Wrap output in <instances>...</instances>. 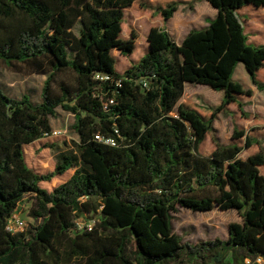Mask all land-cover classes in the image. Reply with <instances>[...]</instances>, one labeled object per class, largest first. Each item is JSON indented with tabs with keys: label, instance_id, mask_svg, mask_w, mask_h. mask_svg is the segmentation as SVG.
<instances>
[{
	"label": "trees",
	"instance_id": "obj_1",
	"mask_svg": "<svg viewBox=\"0 0 264 264\" xmlns=\"http://www.w3.org/2000/svg\"><path fill=\"white\" fill-rule=\"evenodd\" d=\"M200 1L216 8V16L178 44L166 22L180 6ZM129 10L157 18L140 56L122 71L115 51L131 56L140 37L134 26L129 38L122 36ZM262 10L264 0H0V62L47 75L40 102L10 97L0 87V264L264 258V149L241 157L262 145L261 128L246 134L234 126L228 144L214 134L218 114L230 106L247 116L242 101L253 91L233 79L239 63L264 90V30L248 26L249 14ZM66 72L73 81L59 82L56 91L54 78ZM187 83L224 91L222 103L179 104ZM58 108L75 115L79 140L59 154L53 170L40 173L27 154L58 146L62 136L51 125ZM208 138L213 149L202 154ZM70 170L66 181L43 188ZM29 195L36 224L9 232L7 219ZM180 208L235 210L243 221L229 224L225 240L187 243L172 225ZM88 220L95 222L91 230L77 224Z\"/></svg>",
	"mask_w": 264,
	"mask_h": 264
},
{
	"label": "rangeland",
	"instance_id": "obj_2",
	"mask_svg": "<svg viewBox=\"0 0 264 264\" xmlns=\"http://www.w3.org/2000/svg\"><path fill=\"white\" fill-rule=\"evenodd\" d=\"M204 10L205 9L201 5L197 7L198 14L199 12L203 13ZM210 10H212V7H210ZM206 14L211 15L208 10L206 11ZM251 14L252 17L250 14L249 17L245 16V18L248 17V19L251 20L249 23L250 25L248 26L264 30L262 21V19H264V10L260 11L259 14L254 12ZM155 18L149 13L142 12L137 14L130 10L127 11L122 36L126 39L129 38L131 26H134L140 37L136 42V51L131 56L123 57L115 51L116 57H118L116 67L119 70L123 71L140 56L143 51V43L146 40L148 30L156 23ZM169 26L170 25L167 24V27ZM79 27L80 26L77 25L74 29L77 35ZM174 37L177 41H179L180 38L177 34H175ZM237 75L242 81H244L242 78L245 73L238 71ZM248 76V84L235 79L243 86L250 88L253 91L252 96L242 101L243 111L247 114V116H245L238 107L230 106L228 109L229 112H220L214 123V134L219 138L221 143H227L228 140H230L234 126H238L240 129H243L246 134H252V128H261L258 139L262 145H254L249 149H245L241 153V157L245 159L257 152L260 147L264 149V90H258L252 83L250 75ZM46 80L47 75L15 72L6 67L4 63L0 62V87L10 97L20 99L23 95H29L32 101L40 102L42 100V93ZM62 81L71 83L73 81L72 74L66 72L58 74L54 78L52 85L56 91L58 90L59 82ZM223 98L224 91L213 90L207 85L188 83L184 96L180 100L179 104L189 100L199 104H204L208 107L217 108L222 103ZM74 122L75 115L73 113L65 111L62 108H58L57 116L51 118L53 131L58 132L62 136L58 137L59 139L56 140L54 139L55 137H53V139L58 143V146L55 148L42 149L41 151H36L35 149L29 151L27 154V162L29 166L40 173L53 170L59 154L74 148L75 142H78L79 140L78 133L72 128ZM210 138L203 142L201 146L202 154H208L212 151L213 145L211 144ZM63 140H67L69 145L66 146ZM73 172L74 170H70L63 176L56 177L51 182H44L42 186L43 188H52L66 181L73 174ZM33 204L34 200L32 196L29 195L20 203L17 211L15 212L19 217L26 221L27 226L24 230H27L29 225L36 224L35 219L30 216V210ZM172 216L174 231L182 237L183 242L187 243H197L199 241L212 240L215 238L225 240L228 238L229 224L232 222L241 223L243 221L242 216L237 211H222L218 208H215L212 211H193L190 209L180 208L177 212H172ZM99 217L100 216L96 217L97 220Z\"/></svg>",
	"mask_w": 264,
	"mask_h": 264
},
{
	"label": "crops",
	"instance_id": "obj_3",
	"mask_svg": "<svg viewBox=\"0 0 264 264\" xmlns=\"http://www.w3.org/2000/svg\"><path fill=\"white\" fill-rule=\"evenodd\" d=\"M199 5L203 6V8L205 10H204L203 13L199 12V14H198L197 13V7H199ZM210 7H212V10H210ZM188 10H190V11H188ZM207 10H208L209 14H211V15H207L206 14ZM216 14H217V9L214 8L212 5H210L207 1L197 2V3L194 4V6L192 8L182 5L174 13L173 17H171L166 22V28H167L168 32L172 35V37L174 39H175V37H174L175 34H177L179 36V38H180L179 41H177L176 39H175V41L178 44H180L184 40V38L186 37V35L189 33V31L191 29H194V28L195 29H201V28L206 27L209 24V21L211 19H213L216 16ZM167 24H169L170 26L167 27ZM238 71L245 73V75L242 78V79H244V81H242L241 78L238 77V75H237ZM248 75H249V73L246 70L245 65L243 63H239L237 65L235 71H234L233 79L234 80L236 79V80H239V81L241 80L243 83L248 84L247 83V81L249 79ZM187 84L185 85V89H186ZM184 93H185V91H184ZM183 96H184V94H183ZM183 96H182V98H183ZM186 101H189V100H186ZM200 105L206 106L204 104H200ZM228 142H229V140H228ZM228 142L227 143H222V144H228Z\"/></svg>",
	"mask_w": 264,
	"mask_h": 264
},
{
	"label": "built area",
	"instance_id": "obj_4",
	"mask_svg": "<svg viewBox=\"0 0 264 264\" xmlns=\"http://www.w3.org/2000/svg\"><path fill=\"white\" fill-rule=\"evenodd\" d=\"M54 134H59L58 132L53 131ZM103 140L105 143L110 144V145H115L116 142L113 138H100ZM17 211V210H16ZM94 221L88 220V221H77V224L79 225L80 228H88L89 230L93 229ZM27 224L26 221L19 217L16 213L12 214L8 219L6 223V229L11 232V233H18L21 231H24L26 228ZM244 264H264V258L263 257H258L255 260L248 259L245 261Z\"/></svg>",
	"mask_w": 264,
	"mask_h": 264
}]
</instances>
